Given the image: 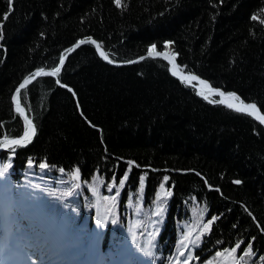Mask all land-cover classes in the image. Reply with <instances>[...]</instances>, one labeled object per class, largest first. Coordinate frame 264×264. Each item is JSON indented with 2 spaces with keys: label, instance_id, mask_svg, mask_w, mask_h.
Wrapping results in <instances>:
<instances>
[{
  "label": "trees",
  "instance_id": "16d2710c",
  "mask_svg": "<svg viewBox=\"0 0 264 264\" xmlns=\"http://www.w3.org/2000/svg\"><path fill=\"white\" fill-rule=\"evenodd\" d=\"M89 38L113 63L172 43L181 71L264 114V0H0V143L25 130L19 85ZM18 98L35 135L0 153V262L31 258L11 227L20 207L60 230L75 262L264 264V128L251 117L164 59L115 68L90 43Z\"/></svg>",
  "mask_w": 264,
  "mask_h": 264
},
{
  "label": "snow or ice",
  "instance_id": "6c2138e0",
  "mask_svg": "<svg viewBox=\"0 0 264 264\" xmlns=\"http://www.w3.org/2000/svg\"><path fill=\"white\" fill-rule=\"evenodd\" d=\"M117 6H120V0H115ZM12 0H9V4L11 5ZM5 19H7V16H5ZM253 19H256V17H253ZM84 43H92V44H96L95 41H92L90 38L87 41L81 40L78 41L75 47H79L81 44ZM167 47V45L165 46ZM96 48L97 51L100 53L101 57L104 59H108L107 56L104 54V52H102L100 50V46L98 44H96ZM71 51V49L69 50ZM149 55L151 56H162V53H157L155 51V45H153L152 47L149 48L148 50ZM165 59H168L167 56L164 57ZM61 64L63 63L64 57L62 56L61 58ZM109 63H111V60H108ZM169 63H173L172 60H169ZM175 65L173 66V69H170V71H172L173 75H178L177 70L175 69ZM60 71L59 67H56L55 69H53L52 72L50 73H44L43 69L38 70L37 73H34L31 77H28L25 79V81L23 83H21V85L19 86V88L16 90L17 91V95L13 96V102L16 106V111L22 116L24 117V109L21 107L20 105V101L18 98V94L20 93V90L25 88L26 85H28L29 83H31L32 79L35 78L36 75H41V74H47V75H56L58 72ZM181 79L182 82H185L186 80H197L198 78L195 76H190V77H179ZM59 83V81H57ZM200 84L204 85L205 88H208L209 92H215V94L219 95L220 97H222V99L220 101H218V103H224L228 108L236 111V112H240V113H244L246 115L252 116L255 119H258L260 121V123H264V114H261L259 112V110L256 108V105L254 104H245L243 101H240L239 104L236 103H232L231 101H239V97L235 96L234 94H228L227 96H225V94L223 92H218L216 90H213L210 88V86H208L204 81H199ZM63 87V85H61ZM69 91H71V89H69ZM198 95L200 93H197ZM205 99H208L207 96L204 97ZM210 103H212L213 101H209ZM25 119V130H24V134L23 136H21L19 139H14V140H9L7 141V143L9 145H19V146H24L27 143L31 142L32 137L35 135V126L32 124V122L30 120H28L26 117H24ZM4 144L0 143V147H3ZM30 166H31V161L29 162ZM41 168L46 167V165L41 164L40 165ZM8 165H6L3 169L4 172L7 171ZM0 175H3V172H0ZM74 178H78V170L74 175ZM125 179H127V173L125 174L124 179L120 180V185L122 186L125 182ZM165 180H167V177H165ZM143 181H144V177H141V188L143 187ZM236 183H239V181H236ZM164 185H161V188H163ZM113 223H115V221H113ZM237 248L239 247V244H237L236 246ZM225 251H228L227 249ZM231 251L235 252L236 248H233ZM217 255H220V253H217Z\"/></svg>",
  "mask_w": 264,
  "mask_h": 264
},
{
  "label": "rangeland",
  "instance_id": "374dc122",
  "mask_svg": "<svg viewBox=\"0 0 264 264\" xmlns=\"http://www.w3.org/2000/svg\"><path fill=\"white\" fill-rule=\"evenodd\" d=\"M17 211V219L12 224L13 230H21L24 238L25 249L29 251L30 259L22 258L18 262L12 264H80L81 261L75 262L74 258H69L62 251V240L60 230L53 233L48 225L44 222L38 221L35 217L24 214V210L20 207L15 209ZM56 218L53 220L55 225ZM20 225V228L18 226ZM43 226L46 228L44 229ZM46 232V233H45ZM0 236H2V225L0 220ZM22 241V242H23ZM83 262V261H82ZM0 264H10L8 262H1Z\"/></svg>",
  "mask_w": 264,
  "mask_h": 264
},
{
  "label": "water",
  "instance_id": "95a60500",
  "mask_svg": "<svg viewBox=\"0 0 264 264\" xmlns=\"http://www.w3.org/2000/svg\"><path fill=\"white\" fill-rule=\"evenodd\" d=\"M85 41H87V40H85ZM96 42V41H95ZM77 44V43H76ZM76 44L75 45H73L72 46V48H71V51H69L68 53H66L65 55H63V57H64V60H63V62L67 59V57L71 54V53H73L78 47H75L76 46ZM84 44H88V43H84ZM90 44H92V43H90ZM96 44H98V42H96ZM96 44H92L93 45V47H94V49H95V51H96V53H97V56L99 57V59L102 61V62H104L105 64H107V65H109V66H111V67H115V68H121V67H124V66H127V65H132V64H136V63H138V62H140V61H142L143 59H145V58H153V59H164V60H166L167 61V63H168V65H169V71H170V69H173V66L175 65L176 67H175V69L174 70H177V72H178V75H173L172 74V71H170V74L172 75V77H174L175 79H177L178 81H180V82H182L181 81V79L179 78V77H181V76H183V77H190V76H195V77H197L198 79L197 80H186L185 82H183V83H185L186 85H189V86H192L197 92H202V93H208V94H215V92H209V90H208V88H205L204 87V85H202V84H200L199 83V81H201V79L198 77V76H196V75H194V74H190V73H185V72H183V71H181L180 69H179V67H178V65H177V62H176V59H175V55H176V49H175V47H174V45L172 44V43H170V44H168V50L167 51H162V52H158V53H162L163 55L162 56H151V55H149V53L148 54H146L144 57H140V58H138V59H135V60H133V61H131V62H129V63H113V62H111V63H109L108 62V60H106V59H104V58H102L101 57V55H100V53L97 51V48H96ZM82 45V44H81ZM99 45V44H98ZM165 56H167L168 57V59H165L164 57ZM169 60H172L173 61V63H169ZM63 64V63H62ZM61 59H60V61H59V63L57 64V66L56 67H61ZM55 67V68H56ZM54 68V69H55ZM43 71H44V73H50V72H52L53 71V69L52 70H45V69H43ZM38 72V71H37ZM36 72V73H37ZM43 75H47V74H41V75H36L35 76V78L34 79H32V81H31V83H29L28 85H26V87L27 86H29L30 84H32V83H34L36 80H38L41 76H43ZM50 76H54V75H50ZM20 86V85H19ZM25 87V88H26ZM19 88V87H18ZM17 88V89H18ZM211 89H213V90H216V91H218V92H222L221 90H219V89H216V88H213V87H210ZM16 89V90H17ZM24 89V88H23ZM15 90V92H14V95L13 96H16L17 95V91ZM22 90V89H21ZM20 90V91H21ZM217 97H218V99H219V101L222 99V97H220L219 95H217V94H215ZM225 96H227L226 94H225ZM236 96V95H235ZM240 99H239V101H231L232 103H236V104H239L240 103ZM12 103H13V105H14V107L16 108V106H15V104H14V102H13V97H12ZM223 106H225V107H227L224 103H221ZM245 104H250V103H245ZM21 105V104H20ZM21 107L24 109V117H26L28 120H30L29 118H28V116H27V112H26V110H25V108L21 105ZM228 108V107H227ZM257 108V107H256ZM228 109H230V108H228ZM258 109V108H257ZM230 110H232V109H230ZM259 110V109H258ZM232 111H234V110H232ZM234 112H236V111H234ZM260 112V111H259ZM237 113H240V112H237ZM242 114H244V113H242ZM246 115V114H245ZM249 116V115H248ZM24 117H22L23 118V120L25 121V119H24ZM249 117H251L257 124H259L261 127H263L264 128V123H260V121L258 120V119H255V118H253L252 116H249ZM33 124V123H32ZM24 134V133H23ZM23 134L21 135V136H23ZM20 136V137H21ZM20 137H18V138H12V139H3L2 140V143L4 144V146L3 147H0V153H2V152H4V151H7L8 149H10V148H16V147H19V148H21V147H24V146H26L27 144H29V143H27L26 145H24V146H19V145H9L8 143H7V141H9V140H14V139H19ZM34 137V136H33ZM33 137H32V139H33ZM31 139V140H32Z\"/></svg>",
  "mask_w": 264,
  "mask_h": 264
}]
</instances>
